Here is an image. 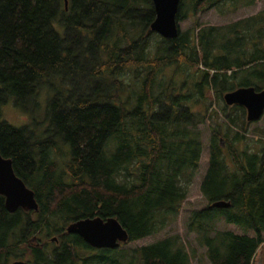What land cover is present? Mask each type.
Segmentation results:
<instances>
[{"label": "trees", "instance_id": "16d2710c", "mask_svg": "<svg viewBox=\"0 0 264 264\" xmlns=\"http://www.w3.org/2000/svg\"><path fill=\"white\" fill-rule=\"evenodd\" d=\"M255 1L181 0L178 36L165 40L150 31L151 0H0V108L11 102L32 116L45 91L47 123L42 133L35 121L14 127L0 109V154L38 205L8 213L0 196V264H253L264 244V142L258 151L243 146L233 128L243 129L245 109L224 104L220 121L208 94L264 89V9L196 37L178 23ZM256 67L262 73L234 86ZM207 120L214 121L200 183L207 206L184 222L205 249L199 259L177 233L113 250L66 233L72 222L113 217L128 244L173 225L200 167ZM220 201L229 206H212ZM221 222L253 236L219 230Z\"/></svg>", "mask_w": 264, "mask_h": 264}, {"label": "rangeland", "instance_id": "374dc122", "mask_svg": "<svg viewBox=\"0 0 264 264\" xmlns=\"http://www.w3.org/2000/svg\"><path fill=\"white\" fill-rule=\"evenodd\" d=\"M262 9H264V0L256 1L254 5L250 7L239 8L235 12L232 13L229 12L226 14H219L218 10L212 8L203 13H199L196 17H192L185 21L179 22L178 27L180 29V32H185L189 30L192 31L194 37H196L198 31L202 28L222 27L225 25H229L236 21L255 15ZM152 40L151 42H154ZM151 46H153V43L151 44ZM172 72H173L172 67L164 68L162 72L163 79H167L168 77H170ZM251 72L262 73L261 68L258 67L253 68L251 70H244L239 73L238 76L239 80L234 83V86L237 87L239 83H241L242 78H245L246 75ZM229 73L230 72H228V74ZM183 79L184 78L182 74L180 75L176 74L175 76L176 81L181 82L183 81ZM253 83H259V86H262L260 85L262 84V82L259 80H254ZM208 100L212 103L210 107L211 110L218 111L220 121H223L224 116L220 112V109L224 108L223 106L225 104L224 100L222 98L216 100L211 92L208 94ZM37 102H38L37 111H35L32 116L30 114L27 115L23 113L19 108L15 107L11 102H9L0 108L1 118L2 120L6 121L7 123H9L14 127L33 124V121H35L36 126H33V129L37 133H42V131H44L45 127L47 126V123L44 121V109L46 105L45 91L41 93L40 97H38ZM213 123H214L213 120H207V122L204 125H201L199 127L200 130L202 131V144H203L201 158H200V167L189 188L187 199L182 204L181 211L176 222L166 230L154 234L152 236H148L142 240H138L128 244L126 243L120 244V248L133 249L137 247L147 246L152 243H155L156 241L168 235L177 233L188 244H190L192 247H195L197 249V259H199L203 255L205 249L197 247L194 241L193 234H186L184 222L191 210H201L207 206V202L205 201V199L203 198L200 192V183L207 168L208 138H209L210 127L213 126ZM245 123L246 124L244 125L243 129L242 128H233V129L239 132L240 135H243L245 137L243 146L248 147L252 151L260 150L264 142V113L258 121L249 123L245 120ZM218 229L223 231H229L236 235L253 236V233L251 231L243 230L234 225L224 224L222 222L218 225ZM203 260L205 264H208L205 258H203ZM191 264H197V261L193 260ZM253 264H264V244H262L260 248L256 251Z\"/></svg>", "mask_w": 264, "mask_h": 264}, {"label": "water", "instance_id": "95a60500", "mask_svg": "<svg viewBox=\"0 0 264 264\" xmlns=\"http://www.w3.org/2000/svg\"><path fill=\"white\" fill-rule=\"evenodd\" d=\"M155 19L150 25V31L162 39L173 40L178 36L176 14L181 0H151ZM227 106H241L245 109V120L249 123L258 121L264 113V90L255 91L253 87H239L223 95ZM0 196L4 198V208L8 213L16 210H38L34 193L16 176L10 159L0 154ZM215 208H227L229 202L220 201L212 204ZM67 234L79 236L91 248L117 249L120 244L128 242L127 232L117 219L100 217L81 219L66 227ZM56 241V238H53ZM10 264H30L24 261H14Z\"/></svg>", "mask_w": 264, "mask_h": 264}, {"label": "flooded vegetation", "instance_id": "af4514ba", "mask_svg": "<svg viewBox=\"0 0 264 264\" xmlns=\"http://www.w3.org/2000/svg\"><path fill=\"white\" fill-rule=\"evenodd\" d=\"M256 1H260V0H256ZM256 1H255V2H256ZM262 10H263V9H262ZM262 10H261V11H262ZM261 11H259V12H261ZM259 12H258V13H259ZM258 13H257V14H258ZM255 15H256V14H255ZM253 16H254V15H252V16H250V17H253ZM250 17H248V18H250ZM245 19H246V18H245ZM242 20H243V19H242ZM239 21H240V20H239ZM236 22H237V21H236ZM223 95H224V94H223ZM223 95H222V98H223ZM233 106H234V105H233Z\"/></svg>", "mask_w": 264, "mask_h": 264}]
</instances>
